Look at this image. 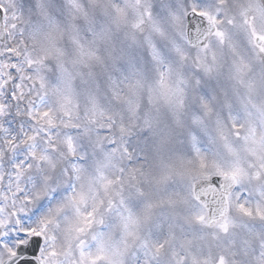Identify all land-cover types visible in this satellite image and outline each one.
Masks as SVG:
<instances>
[{
  "label": "snow or ice",
  "instance_id": "1",
  "mask_svg": "<svg viewBox=\"0 0 264 264\" xmlns=\"http://www.w3.org/2000/svg\"><path fill=\"white\" fill-rule=\"evenodd\" d=\"M0 264H264V0H0Z\"/></svg>",
  "mask_w": 264,
  "mask_h": 264
}]
</instances>
